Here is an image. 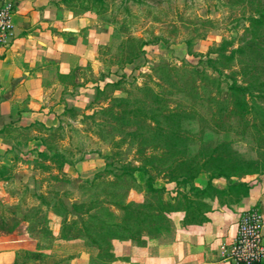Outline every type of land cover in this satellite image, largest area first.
<instances>
[{"label":"rangeland","instance_id":"rangeland-1","mask_svg":"<svg viewBox=\"0 0 264 264\" xmlns=\"http://www.w3.org/2000/svg\"><path fill=\"white\" fill-rule=\"evenodd\" d=\"M87 8L109 35L98 85L76 99L69 93L56 127L9 130L0 151V230L50 264L82 250L91 264H111L117 229L92 217L126 219L139 234V206L150 214L157 205L137 187L148 177L167 184L165 202L183 206L199 178L264 177L256 114L264 107V0H87Z\"/></svg>","mask_w":264,"mask_h":264},{"label":"crops","instance_id":"crops-1","mask_svg":"<svg viewBox=\"0 0 264 264\" xmlns=\"http://www.w3.org/2000/svg\"><path fill=\"white\" fill-rule=\"evenodd\" d=\"M7 1L14 5L15 29L11 45L0 50V151L11 139V129L61 123L70 109L68 94L76 93V99L98 85L101 47L109 40L87 0ZM255 177L246 175L237 183L232 177L199 178L191 186L205 189L211 184L220 193L200 198L189 188L186 206L172 199L174 209L166 214L169 227L144 237L143 243L113 240L111 264H234L228 251L240 217L256 208L264 218V177ZM240 183L247 189H232ZM162 187L168 194L167 184ZM38 252L0 230V264H50ZM27 254L32 256L28 261L23 257ZM91 255L82 250L62 264H91Z\"/></svg>","mask_w":264,"mask_h":264},{"label":"trees","instance_id":"trees-1","mask_svg":"<svg viewBox=\"0 0 264 264\" xmlns=\"http://www.w3.org/2000/svg\"><path fill=\"white\" fill-rule=\"evenodd\" d=\"M224 50V49H223ZM214 60L210 59L209 63L213 64ZM232 88V87H231ZM233 89V88H232ZM147 90H150L149 88ZM156 98H159V94H155ZM119 105L123 106L126 103V101H118ZM219 103V102H218ZM247 102L245 101V99H242L241 104L239 105L240 109H245L247 107ZM142 111V110H138ZM102 112L104 113V110H102ZM256 114H258V116L263 120L264 122V107L263 108H258L256 110ZM145 115V114H144ZM159 115V114H158ZM139 116H142L144 118H146L145 116H143V111L139 112ZM158 117V116H157ZM160 117V116H159ZM153 121L155 123H158L159 121L157 119H153ZM127 177L131 178L132 180H135L133 174H126ZM217 177H227L229 178L230 176L226 173H221L217 176H211V180ZM121 179V178H119ZM125 181V180H123ZM92 185H94V183H92ZM138 188L140 189H144L145 192H148L149 194H151V197L156 196V202L157 205L156 206H149L148 209L152 211V213L148 214L145 211L147 210L146 206L143 205L142 207L139 206V209L141 208V210H139L137 212V217L135 218L136 220V224H134L136 227H138L140 229V233L139 234H133L132 233V228H130V223L128 221L123 220L122 222H116V221H106L104 219L100 220L99 218H95L92 217L93 220L96 219L97 222L99 223V228L100 229H105L111 231V230H115L117 229L116 233L112 236L113 240H121V241H128V240H138V238H142L143 235H147V236H152V235H157L160 231H162L163 229H165V227H163V222L164 220H166V214L171 212L174 209V205L172 203H167L165 202V199L163 198V194H165V189L164 188H157L154 186L153 180H151L149 177L146 181V183L144 185H137ZM233 190H239V189H247V186L243 183H240L236 186H233L232 188ZM190 191L193 195H195L196 197H209L212 194L210 192H215V193H220L217 192L212 186L211 184H209L205 189H199V188H195L193 186L190 187ZM241 191V190H240ZM114 206H119V209L122 211H125V213L129 215V213H131L129 211V209L126 207H121V203L114 201L113 202ZM189 205V203H188ZM203 204L200 203V206H202ZM204 206V205H203ZM140 216L143 217V219H138ZM152 225L155 227L154 230V234H150L147 231V226ZM105 236L108 237V234H106ZM91 237V236H90ZM95 237V236H93ZM100 237V236H99ZM92 238V237H91ZM96 238V237H95ZM94 242L96 243V241L94 240Z\"/></svg>","mask_w":264,"mask_h":264},{"label":"built area","instance_id":"built-area-1","mask_svg":"<svg viewBox=\"0 0 264 264\" xmlns=\"http://www.w3.org/2000/svg\"><path fill=\"white\" fill-rule=\"evenodd\" d=\"M14 5L0 0V50L7 49L14 38ZM264 218L259 209L245 211L238 223V233L228 251V258L234 264H263Z\"/></svg>","mask_w":264,"mask_h":264}]
</instances>
